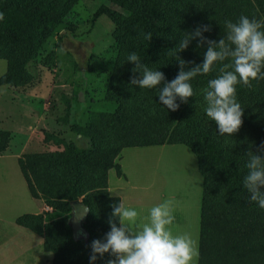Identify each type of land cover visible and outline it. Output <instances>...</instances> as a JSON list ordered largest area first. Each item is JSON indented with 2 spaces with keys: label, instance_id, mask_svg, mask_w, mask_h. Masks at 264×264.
I'll list each match as a JSON object with an SVG mask.
<instances>
[{
  "label": "trees",
  "instance_id": "1",
  "mask_svg": "<svg viewBox=\"0 0 264 264\" xmlns=\"http://www.w3.org/2000/svg\"><path fill=\"white\" fill-rule=\"evenodd\" d=\"M51 1L46 0V3ZM41 4L44 3L29 8L16 4L14 0H0V12L5 16L0 21V31L5 37L0 59L7 61V72L0 79L1 85L9 84L13 75H19L20 68L28 66L31 53L65 22L63 17L52 15V10L39 11L44 6ZM126 8L129 17L121 21L132 28L135 36L129 40H122L119 34L116 37L117 58L109 77L112 84L122 89H111L112 94L109 93L118 109L101 125L102 130H107V140L94 133L93 150L73 144L65 156L32 154L19 159L32 196L40 199L38 193H41V199L46 203L52 198L64 199L70 212L71 202L78 201L86 192L105 190L83 201L90 209L83 224L87 240L74 239L70 216L63 219L70 231L64 241L55 246L54 239L50 241L49 233L43 231L56 227L53 221H46L48 213L21 216L16 220L17 224L45 235V249L54 255L53 264H71L72 259L78 264H90L91 242L103 240L110 231L111 206L120 202L108 191V173L115 169L121 174L117 159L122 151L126 148L184 145L197 158L203 179L198 264H264V209L250 201L243 185L248 173V153L264 158V79L253 81L252 88L243 84L236 86L237 99L244 111L243 124L232 136H222L216 123L206 115L203 89L210 79L220 75L225 64L231 65L230 59L218 62L208 74L195 77L191 81L194 96L187 103L178 98L179 108L174 112L161 104L158 88L131 86L132 77L139 78L140 73L132 72L135 65L127 59L130 53H137L143 64L163 72L166 81L171 82L180 71L177 56L187 62V71L202 64L207 51V44L199 47V39H193L186 50L169 55L185 33L207 25L211 30L204 32L203 36L218 42L227 34L225 21L235 23L242 15L264 21V0H127ZM106 12L98 11L95 19ZM147 33L152 34L151 41L145 39ZM57 34L61 39L65 37L60 32ZM8 143L9 134L0 131V155L6 151ZM62 164L69 170L65 189L61 187L62 178L59 177L60 180L57 175ZM34 181L39 190L36 186L34 188ZM60 188L67 192L63 197L46 195V192ZM114 258L105 254L103 258L97 257L95 264H107Z\"/></svg>",
  "mask_w": 264,
  "mask_h": 264
},
{
  "label": "rangeland",
  "instance_id": "2",
  "mask_svg": "<svg viewBox=\"0 0 264 264\" xmlns=\"http://www.w3.org/2000/svg\"><path fill=\"white\" fill-rule=\"evenodd\" d=\"M14 1L29 8L44 3L39 11L52 10V15L63 17L65 22L31 53L28 66L20 68L19 75H13L9 84L0 83V131L9 134L8 147L0 155H7L0 158V193L18 186L14 168L17 169L19 164L15 157L32 154L65 156L73 144L93 150L94 133L107 140V130H102L101 125L118 109L109 93L111 89H122L112 84L109 77L117 58L116 37L119 34L122 40H129L135 36L132 28L121 21L129 17L127 0H52L48 4L46 0ZM100 10L108 13L95 19ZM114 17L121 19L116 21ZM57 32L65 37L61 39ZM3 40L5 37L0 31V54ZM6 72L7 61L0 59V79ZM119 157L117 163L121 164V173H125L127 179L118 185L120 176L112 170L111 196H127V201L138 203L137 209L142 208L147 217L153 206L172 200L174 211L179 210L180 217L191 230L195 225L199 226L195 212L201 207L203 179L197 158L188 147L126 148ZM58 170V178L63 180L61 187L65 189L69 170L64 164ZM62 188L48 191L46 195L63 197L67 192ZM102 191L105 190L88 191L79 200L85 201ZM42 196L38 193V198ZM34 203V210H37L39 202ZM44 203L48 206L46 221H53L56 227L43 231L49 233L50 241L54 239L55 246L69 233L70 227L63 219L72 217V212L67 209L64 199L52 198L49 203ZM180 226V220L170 226L174 235ZM195 240L199 246V238ZM71 264L78 262L72 259Z\"/></svg>",
  "mask_w": 264,
  "mask_h": 264
},
{
  "label": "clouds",
  "instance_id": "3",
  "mask_svg": "<svg viewBox=\"0 0 264 264\" xmlns=\"http://www.w3.org/2000/svg\"><path fill=\"white\" fill-rule=\"evenodd\" d=\"M5 19L0 12V21ZM227 34L218 42L207 40L204 32L210 26H198L192 33H185L178 45L169 51V55L186 50L190 41L199 39V47L207 44L203 63L185 71L187 62L177 56L180 71L177 76L167 82L163 72L150 69L142 63L137 53L128 55L129 63L135 65L132 72L140 73L139 78L132 77L131 86L140 89H159V101L168 110L177 111V99L187 103L194 96L191 81L198 75L212 71L218 62L231 60L220 69V75L208 81L203 89L206 101L207 117L216 123L220 135L232 136L243 124L244 111L237 99L238 84L252 88V82L264 79V21L240 16L237 22L225 21ZM145 39L151 41L152 34L147 33ZM178 50V51H177ZM231 69V70H228ZM163 85L162 87H158ZM264 150V146H262ZM248 169L243 185L249 193L251 202L264 209V158L259 154L248 153L246 164ZM112 212L108 220L110 231L103 240L91 242L90 264H95L97 257L110 254L107 264H196L199 258L198 241L189 234L174 235L171 225L175 222L174 202L165 200L150 209L148 222L143 226L136 225L139 213L120 201L111 206ZM118 221V224H117ZM119 225V226H118Z\"/></svg>",
  "mask_w": 264,
  "mask_h": 264
},
{
  "label": "crops",
  "instance_id": "4",
  "mask_svg": "<svg viewBox=\"0 0 264 264\" xmlns=\"http://www.w3.org/2000/svg\"><path fill=\"white\" fill-rule=\"evenodd\" d=\"M5 156L7 155H2L0 156V158L2 159ZM15 158L17 159L19 164L20 157ZM14 170L17 174V178L19 179L16 183L18 185L17 188H11L8 190L6 189L2 193H0V264H19L20 262L21 264H53L54 255L51 252L46 251L44 244L45 238L41 235H38L29 228L20 226L16 222L19 217L24 215H43L48 212V206L44 203L43 200L41 201L40 199H36L32 196L28 187V183L20 169V166L18 165V168H14ZM112 170L116 171L115 169H111L108 173V191L110 193L112 190V183L110 180ZM117 175L120 176V178L116 176L118 178V185H120L121 181L127 179L125 173L124 175L122 173H117ZM26 190L29 191L31 196L27 195ZM6 194H8V196ZM116 197L119 198L120 201L125 204V206L134 208L139 213L136 225H133L134 228L137 225L142 227L144 223L148 222V217L143 213V209H137V206L139 205L138 203H130L129 201H127V196L124 197L121 194H117ZM202 199L203 188L200 204L201 207L199 208V210L196 209L195 212V219L197 220V223L200 222V224L199 226L195 225V228L193 230H191L189 225L185 224L184 220L180 217L179 210L174 211V215L176 218L175 223L179 222V220L181 221V226L179 227L175 235L189 234L193 239H200ZM34 202H39L37 203L39 204L37 210H34L36 209V207L33 206V204H35ZM23 208H25V210ZM177 226L174 227L175 230Z\"/></svg>",
  "mask_w": 264,
  "mask_h": 264
},
{
  "label": "water",
  "instance_id": "5",
  "mask_svg": "<svg viewBox=\"0 0 264 264\" xmlns=\"http://www.w3.org/2000/svg\"><path fill=\"white\" fill-rule=\"evenodd\" d=\"M71 207L72 217L70 220V227L72 229L74 239L78 240L80 238H85L87 240L88 234L84 229L83 224L90 213V209L81 200L71 202Z\"/></svg>",
  "mask_w": 264,
  "mask_h": 264
}]
</instances>
